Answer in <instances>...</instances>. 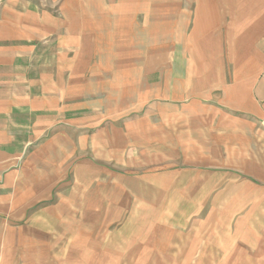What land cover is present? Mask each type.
<instances>
[{
	"label": "crops",
	"instance_id": "crops-1",
	"mask_svg": "<svg viewBox=\"0 0 264 264\" xmlns=\"http://www.w3.org/2000/svg\"><path fill=\"white\" fill-rule=\"evenodd\" d=\"M23 2L28 3L0 0V264H36L33 257L40 252L52 263L50 219L47 224L45 216L31 212L46 200L36 198L34 177L26 180L25 174L32 167L28 161L35 163L39 156L32 143L46 140L53 145L57 134L68 138L70 115L79 126V115L86 112L84 106H69V87L53 86L49 75L40 82L34 74L36 45L31 41L42 20L30 15ZM227 12L218 0H172L158 5L155 41L149 42V23L129 22L117 27L94 23L93 42L144 47L138 48V60H125L123 66L108 58L116 66L109 74L117 89L115 97L109 94L107 117L124 126L112 130L124 141V149L139 138L160 147L157 174L173 175V180L146 186L174 190L169 198L176 205L187 201L195 208L192 218L177 216L174 223L196 221L208 205L205 221L256 223V228L252 224L237 232H226L222 225L203 233L195 230L194 237L190 231L188 261L197 264V254H204L210 264H264V45L260 41L246 48L245 33L238 32L243 28L230 22ZM45 18L47 36L52 34V14ZM171 19V35L165 39L164 24L169 26ZM49 71L46 67L45 73ZM83 71L76 77L83 78ZM149 106L155 109V121L132 120L135 112ZM56 123L63 127L52 134ZM94 125L100 126L101 120ZM108 186L110 200L116 201L112 190L117 189L126 194L121 202L130 205L131 184ZM101 196L93 194L97 204ZM214 207L222 216L213 218Z\"/></svg>",
	"mask_w": 264,
	"mask_h": 264
},
{
	"label": "rangeland",
	"instance_id": "rangeland-1",
	"mask_svg": "<svg viewBox=\"0 0 264 264\" xmlns=\"http://www.w3.org/2000/svg\"><path fill=\"white\" fill-rule=\"evenodd\" d=\"M171 1L27 0V4L22 3L28 6L30 15L33 14L39 22L42 20L35 30L38 36L31 41L36 45L31 66L34 74L40 82L49 75L53 86L69 87V106H84L86 111L79 115L83 120L79 126L74 123L76 116L70 115L68 138H59L60 134H57L52 140L53 145L46 140L32 143L37 146L39 156L35 163L28 161L32 167H28L29 174L25 176L26 180L34 177L36 198L46 202L38 204L31 212L45 216L47 224L50 219L48 228L52 230L53 244L52 263L45 262V254L40 252L33 257L36 264H193L188 261L186 252L190 245V231L194 237L195 230L203 233L210 226L218 228L222 225L226 232L229 228L235 232L245 231L252 224L256 228L252 221H205L204 214L209 205L196 221L193 218L183 224L174 223L178 217L192 218L195 208L187 201L181 206L176 205V200L169 198L174 190H158L155 184L146 186L148 182L173 180V175L167 178L157 174V165L162 158L158 151L160 147L156 142H144L139 138L124 149V141L112 133L115 128L124 129V126H115L114 120L107 117L109 94L113 93L115 97L117 89L115 79L109 74L110 68L123 66L124 61L131 58L138 60L139 49L144 47L94 45V23L101 26L113 23V27L129 22L149 23L151 43L157 39L158 5ZM218 1L227 7L229 21L243 28L238 32L245 33L246 48H254L253 44L260 41L264 45V0ZM48 12L52 14L49 21L52 34L45 36L43 23ZM164 25L167 39L171 35L172 19L169 26L167 22ZM83 34L85 37L81 39ZM108 58L118 60L117 65ZM261 64L263 68V60ZM46 67L50 69L47 73ZM81 69L84 70L83 78H77V71ZM110 82L113 87L109 86ZM134 114V122L141 117L156 119L155 109L151 106ZM99 120L101 125H94ZM62 127L56 123L52 134L59 133ZM263 149L264 143L261 142L260 151ZM25 158H21L23 163ZM119 183L131 184L134 188L135 199H129L128 207L121 202L126 194L117 189L112 190L116 201L109 199L108 184ZM80 184L82 189H78ZM99 192L101 204L93 198V194ZM216 210L218 208L214 207V219L220 215ZM246 213L245 210L243 214ZM261 229L264 230L263 222ZM82 249L85 252L78 253ZM197 256V264H210L203 260L204 254ZM98 259L100 263H97Z\"/></svg>",
	"mask_w": 264,
	"mask_h": 264
}]
</instances>
